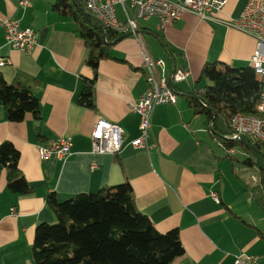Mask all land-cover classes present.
I'll return each instance as SVG.
<instances>
[{
  "label": "crops",
  "instance_id": "0c3cea01",
  "mask_svg": "<svg viewBox=\"0 0 264 264\" xmlns=\"http://www.w3.org/2000/svg\"><path fill=\"white\" fill-rule=\"evenodd\" d=\"M19 1L0 0V21L17 20L20 28L36 33V43L28 53L13 49L0 26V73L19 87L34 88L30 79L36 81L40 120L28 113L21 122H10L0 101V144L10 141L19 152V170L32 188L29 195L10 192L0 167V264H34L35 228L56 222L46 205L49 194L64 202L124 182L136 210L157 231H178L184 253L172 264H234L240 255L264 264V219L250 190L260 171L252 173L250 157L236 162L234 148L223 145L204 114L188 103L190 92L202 90L198 78L204 64L250 65L255 40L230 25L248 0H226L210 19L184 15L164 33L157 19L140 20V40L120 35L110 57L99 62L94 109L76 101L93 72L85 64L87 50L75 35L74 20L52 10L56 0H31L26 9ZM118 16L123 18L120 10ZM146 52L165 62L167 75L174 68L190 72L186 80L172 83L176 105L154 108L147 150L128 146L139 136V117L129 105L146 89ZM100 118L123 129L127 146L119 153H92L90 133ZM59 137L70 139L71 154L65 160H41L37 147ZM211 191L218 203L209 198Z\"/></svg>",
  "mask_w": 264,
  "mask_h": 264
},
{
  "label": "trees",
  "instance_id": "16d2710c",
  "mask_svg": "<svg viewBox=\"0 0 264 264\" xmlns=\"http://www.w3.org/2000/svg\"><path fill=\"white\" fill-rule=\"evenodd\" d=\"M51 7L74 20L75 35L84 42L85 64L92 69L93 75L84 80L76 101L80 107L94 109L98 64L110 57L111 46L120 35L105 30L85 10L84 0H56ZM30 80L34 88L19 87L17 83H6L0 73V101L10 122H21L28 113L40 120L36 98L38 84ZM201 82L206 85L200 92L188 94L189 105L196 113L204 114L210 129L220 134L223 145L252 149L263 159L256 165L260 181L250 190L264 219V144L248 136L232 140L229 125L235 114H255L261 82L250 65L235 68L218 62L203 65L198 84ZM18 163L19 152L13 144L2 142L0 167L6 173L7 189L15 194L29 195L32 188ZM251 164L255 162L251 160ZM46 205L56 222L41 223L35 228L31 247L34 264H172L184 253L176 229L161 233L136 210L127 182L96 193L78 194L64 202H58L54 194H49ZM260 237L264 242V232Z\"/></svg>",
  "mask_w": 264,
  "mask_h": 264
},
{
  "label": "built area",
  "instance_id": "2783aa9c",
  "mask_svg": "<svg viewBox=\"0 0 264 264\" xmlns=\"http://www.w3.org/2000/svg\"><path fill=\"white\" fill-rule=\"evenodd\" d=\"M226 0H84L85 10L90 13L105 30L117 35H129L138 38V22L155 18L158 21L159 32L180 21L184 15H193L201 20L210 19L211 14L219 11ZM31 0H20L23 9L30 7ZM120 10L123 18H119ZM230 25L251 36L255 40L254 55L250 66L261 82V92L254 115L235 114L229 125L232 139L237 141L242 136H248L264 144V0H248L240 16ZM4 30L7 45L13 49L30 52L36 43V33L31 29H22L19 22L13 19L0 21ZM139 39V38H138ZM140 40V39H139ZM4 61L0 59V67ZM165 62L154 59L147 52L143 54L142 68L145 72L146 89L136 103L129 105V110L139 117V136L129 142L133 149L149 148L148 139L151 131L153 110L159 105H176L177 91L172 83L186 80L190 72L174 68L170 75L165 72ZM124 131L113 123L98 119L90 133L93 154H117L123 147ZM37 151L41 160H65L71 154V142L67 137H59L48 145H39ZM95 164L92 163L91 167ZM209 198L219 202V197L213 191ZM256 257L236 256L234 264H255Z\"/></svg>",
  "mask_w": 264,
  "mask_h": 264
},
{
  "label": "rangeland",
  "instance_id": "374dc122",
  "mask_svg": "<svg viewBox=\"0 0 264 264\" xmlns=\"http://www.w3.org/2000/svg\"><path fill=\"white\" fill-rule=\"evenodd\" d=\"M204 85H206L205 82L203 83L202 86ZM233 151L236 155L235 156L236 162L239 161L241 163L244 159H247L248 157H250L251 160L255 162V165L254 166L252 165V173L253 174L258 173V167L256 165L258 164V162H263V159L256 152H254V150L251 149L245 152L241 146H236Z\"/></svg>",
  "mask_w": 264,
  "mask_h": 264
},
{
  "label": "water",
  "instance_id": "95a60500",
  "mask_svg": "<svg viewBox=\"0 0 264 264\" xmlns=\"http://www.w3.org/2000/svg\"><path fill=\"white\" fill-rule=\"evenodd\" d=\"M127 35H122L120 38H122V37H126Z\"/></svg>",
  "mask_w": 264,
  "mask_h": 264
}]
</instances>
